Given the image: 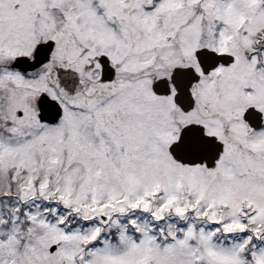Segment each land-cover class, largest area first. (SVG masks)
<instances>
[{
  "label": "snow or ice",
  "instance_id": "snow-or-ice-1",
  "mask_svg": "<svg viewBox=\"0 0 264 264\" xmlns=\"http://www.w3.org/2000/svg\"><path fill=\"white\" fill-rule=\"evenodd\" d=\"M0 264H264V0H0Z\"/></svg>",
  "mask_w": 264,
  "mask_h": 264
}]
</instances>
